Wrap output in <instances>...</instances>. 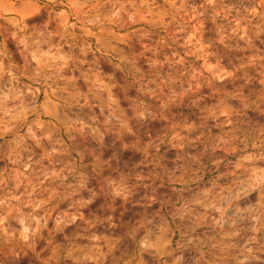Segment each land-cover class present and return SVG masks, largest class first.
<instances>
[{"label": "rangeland", "instance_id": "374dc122", "mask_svg": "<svg viewBox=\"0 0 264 264\" xmlns=\"http://www.w3.org/2000/svg\"><path fill=\"white\" fill-rule=\"evenodd\" d=\"M0 264H264V0H0Z\"/></svg>", "mask_w": 264, "mask_h": 264}]
</instances>
